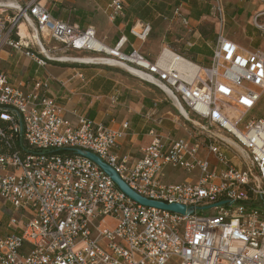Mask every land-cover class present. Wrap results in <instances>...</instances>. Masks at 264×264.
Returning <instances> with one entry per match:
<instances>
[{
	"label": "built area",
	"instance_id": "obj_1",
	"mask_svg": "<svg viewBox=\"0 0 264 264\" xmlns=\"http://www.w3.org/2000/svg\"><path fill=\"white\" fill-rule=\"evenodd\" d=\"M258 1L263 10L252 24L264 34V0ZM212 2L220 34L208 65L168 45L155 60L135 48L127 53V36L110 48L93 27L54 19L40 0L13 7L8 30L0 14V48L24 53L44 68L42 52H33L14 32L23 22L34 37H49L67 51L114 58L143 73L145 78L137 77L165 93L196 130L178 139L153 128L141 157L119 155L121 141L131 134L128 121L114 129L78 115L74 125L47 96L50 79L24 90L0 72V200L22 216L0 223L1 232H8H0V264H264V114L244 120L264 98V51L227 36L224 3ZM108 5L112 20L124 13L123 0ZM173 18L191 32L181 7ZM152 31L150 22L139 20L129 34L145 43ZM155 122L161 127L164 119ZM234 148L242 150L240 159ZM78 150L99 156L142 197L184 205L187 213L137 204ZM169 169L189 178L166 182ZM220 202L226 204L212 206Z\"/></svg>",
	"mask_w": 264,
	"mask_h": 264
},
{
	"label": "crops",
	"instance_id": "obj_2",
	"mask_svg": "<svg viewBox=\"0 0 264 264\" xmlns=\"http://www.w3.org/2000/svg\"><path fill=\"white\" fill-rule=\"evenodd\" d=\"M9 1L20 7L25 6L26 3L25 1L22 4V0H0V3L6 4ZM123 1L125 5L124 13L117 16L114 21L111 19L108 0H40L41 3L49 7L54 19L72 25L76 24L84 30L93 27L99 41L110 48L115 47L121 37L127 36L129 43L124 48L127 53L132 52L133 48L141 51V45L129 34L132 25L139 20L150 22L154 34L158 33L162 36V49L164 45L170 46L169 43L171 42H169L168 35H176L178 32L176 28L178 24L181 25L179 20L173 18V12L177 7H181L184 16L190 18L192 23L191 32L183 27L186 31V33L184 32V40H189L188 44L191 46L203 47L204 40L198 30L203 17V7L199 0ZM222 2L227 7L230 6L234 9L238 7V14L243 15L245 5L250 0H222ZM0 7H2L0 11H2L4 21L9 23L13 15L16 14V10L6 5ZM9 10L12 11L9 12ZM197 16H200V18H197ZM26 30L29 33V27L26 26ZM19 33L21 34V29H19ZM182 36L179 35V38H182ZM26 43H30V41ZM1 49L0 59L7 62L10 71L0 72L8 74L11 82L23 87L24 90H30L35 80L50 79L51 83L47 96L55 99L65 108L67 118L74 125L77 123L78 115L88 116L95 122L108 125L114 129H120L122 123L128 121L131 124V134L121 141V146L116 151L119 155H131L135 159L141 157V148L151 143L152 138L148 135L150 130L154 128L160 132L163 128V126L158 127L155 122L156 119L163 116L157 114L159 109L153 107L154 103L147 100L145 102L147 107L142 106L141 109H134L128 104L125 99L124 83L120 79L114 78L112 68L105 69L103 65L89 63L86 66L63 68L54 72L53 75L45 71L46 67H39L31 58H28L31 60L29 63L20 64L19 60L15 61L13 59L12 54L1 51ZM22 54L25 56L24 53ZM206 59L209 60L210 57L200 56L197 62L206 64ZM113 96L119 98L118 103L114 104L112 102ZM154 111L155 114L152 115ZM0 218H3L1 217V207Z\"/></svg>",
	"mask_w": 264,
	"mask_h": 264
},
{
	"label": "rangeland",
	"instance_id": "obj_3",
	"mask_svg": "<svg viewBox=\"0 0 264 264\" xmlns=\"http://www.w3.org/2000/svg\"><path fill=\"white\" fill-rule=\"evenodd\" d=\"M26 0H22V4H24ZM213 0H199L203 7L201 18V23L198 26V30L202 35V39L204 40V45L207 46L210 50L213 49V45L215 43L216 38L220 34L219 32V24L215 17L211 15V7ZM6 4H12V1L6 2ZM16 5V4H15ZM196 5V4H195ZM17 6V5H16ZM196 8V6H194ZM199 7V6H198ZM24 8V6H23ZM2 9V7H0ZM263 10V4L261 1L258 0H250L248 4L245 5V11L243 15L238 14V7L236 9L232 7L225 6V16L227 17V22L224 28L225 34L229 36L233 41L236 43H240L242 46L247 48H260L264 51V34L262 31L256 29L252 22L255 15L258 12ZM12 10H9L11 12ZM2 11H0V14ZM235 19V20H234ZM23 23V22H21ZM7 30L11 28V24L6 23ZM177 34L176 35H168L170 47L173 48L177 53H180L185 56L186 58L190 59L188 56V51L192 48L189 46L187 39L184 40V34L186 33L183 26L178 24L177 26ZM19 31L17 28L14 32ZM204 34H203V32ZM185 32V33H184ZM28 33V32H27ZM30 33V34H29ZM28 36L29 38L23 42L30 41V47L33 52L39 53L42 52L41 49L37 46V38L35 36L34 29L29 28ZM151 37L145 43H139L141 45V54L144 55L146 58H150L154 60L159 53L161 52L162 36L158 33L154 34V30L151 33ZM179 35H183L182 38H179ZM33 37V38H32ZM42 43L45 44V49L48 52H42V57L47 60V64L44 66L45 71L49 74H53L63 68L74 66H86L85 63L81 62H73L74 59H87V58H104V59H112L105 55L94 54V53H79V52H72L67 51L65 47L61 43H57L54 40H50L48 37L46 41L42 37H40ZM36 41V42H35ZM1 49V48H0ZM1 51H5L13 55V59L15 61H20V64H24V62L29 63L31 60L26 58L22 53H17L15 50L5 46L1 49ZM189 55H195L194 51H189ZM72 59V60H71ZM117 61V60H116ZM81 63V64H80ZM85 64V65H82ZM97 64V63H94ZM99 65H103L105 69L114 70V78L124 83L123 87H125V99L128 101V104L131 105L132 108L141 109L142 106H146L145 102L149 100L150 102L154 103L153 107L159 109L157 114L162 115L164 118L163 128L160 130V133L163 135H171L174 138H190V136L195 135V128L190 122H187L178 112L177 107L173 105L170 99L167 97L165 93H162L159 88L156 86L147 83L137 77L136 75H132L123 66H113L108 63H99ZM0 71L8 72L10 71L7 67V62L0 59ZM116 74V75H115ZM54 75V74H53ZM19 77V76H18ZM151 103V104H152ZM258 110H255L253 113L248 115L244 120L245 122L250 121L251 119L260 117L264 114V98L260 104ZM145 107V108H146ZM147 109V108H146ZM235 151L232 150V153H237L239 159L242 155V150L238 148H234ZM205 154H202V156ZM168 175L170 178L166 180V182H172L180 184L185 181L189 176L184 171H172L168 170ZM0 207H1V217L0 222L4 226L12 217H16L18 220L22 218L20 214L15 212L13 208L0 200ZM1 225V226H2ZM5 228V227H4ZM1 232V229H0ZM3 235L8 233L7 231L1 232Z\"/></svg>",
	"mask_w": 264,
	"mask_h": 264
},
{
	"label": "water",
	"instance_id": "obj_4",
	"mask_svg": "<svg viewBox=\"0 0 264 264\" xmlns=\"http://www.w3.org/2000/svg\"><path fill=\"white\" fill-rule=\"evenodd\" d=\"M77 153L79 155H83L85 157H87L88 159H90L91 161L95 162L98 167L100 169L103 170V172L110 176V178L112 179V181L114 182V184L117 185V187L120 189V191L122 193H124L128 198H131L134 202H136L137 204L143 205L145 207L148 208H158L164 211H171V212H175V213H180V214H186V208L185 206H181L178 204H165L163 202H159V201H155V200H149L147 198L142 197L141 195L137 194L135 191H133L130 186L124 182L123 179L120 178L119 174L117 173V171L115 169H113L108 163L106 164L99 156L93 154V153H89V152H84L82 150H78ZM226 204V202H220L217 204H213L212 206H217V205H224ZM211 206V207H212ZM199 209H205L203 207L199 208ZM194 208H189L188 209V213L190 215L194 214Z\"/></svg>",
	"mask_w": 264,
	"mask_h": 264
},
{
	"label": "bare ground",
	"instance_id": "obj_5",
	"mask_svg": "<svg viewBox=\"0 0 264 264\" xmlns=\"http://www.w3.org/2000/svg\"><path fill=\"white\" fill-rule=\"evenodd\" d=\"M1 5H3V6L6 5L9 8L17 7L15 5V3H13V4H2V3H0V6ZM20 27H21L20 28L21 29V34L20 35L23 38V40L25 41V40H27L29 38L28 33H27V30H26V26H25L24 23H22ZM37 41H38V45L40 44L41 47L43 48L42 52H45L47 54L48 52L46 51L45 46L43 47V45L41 44V41H40V39H38V37H37ZM97 48L99 50H101L102 49L101 44L97 45ZM72 61L73 62L74 61L75 62H81V63H85V64H89V63L90 64L91 63L92 64H94V63H97V64H99V63L102 64L103 63L104 64L106 62V63H108L110 65H113V66H119L117 64V62H115V60H112V59H104V58L103 59L102 58L74 59ZM124 69H126V68L124 67ZM127 71L130 72L132 75L141 76V77L145 78V75L143 73H141L140 71H138L137 69H135V68L134 69L133 68H128ZM179 107H180L181 112L184 113V115H186V111H185L184 107H182L181 105H179Z\"/></svg>",
	"mask_w": 264,
	"mask_h": 264
},
{
	"label": "trees",
	"instance_id": "obj_6",
	"mask_svg": "<svg viewBox=\"0 0 264 264\" xmlns=\"http://www.w3.org/2000/svg\"><path fill=\"white\" fill-rule=\"evenodd\" d=\"M197 18H200V16H197ZM203 34H204V32H203ZM13 38L19 39L15 34H14V37ZM190 50L191 51H194L195 52V55L190 56L189 55V51ZM190 50L188 51V56H189V58H191L192 61H195V62L198 61V58L200 56H204V57L208 58V57H211V55H212V49L210 50L207 46H203V47L192 46V48ZM185 56H186V54H185ZM208 63H209V60L206 59V64H204V65H208Z\"/></svg>",
	"mask_w": 264,
	"mask_h": 264
}]
</instances>
